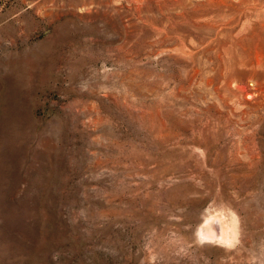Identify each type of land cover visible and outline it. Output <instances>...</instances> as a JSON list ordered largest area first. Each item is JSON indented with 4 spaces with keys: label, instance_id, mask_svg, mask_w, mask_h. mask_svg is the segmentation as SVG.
Segmentation results:
<instances>
[{
    "label": "rangeland",
    "instance_id": "1",
    "mask_svg": "<svg viewBox=\"0 0 264 264\" xmlns=\"http://www.w3.org/2000/svg\"><path fill=\"white\" fill-rule=\"evenodd\" d=\"M0 264H264V0H0Z\"/></svg>",
    "mask_w": 264,
    "mask_h": 264
}]
</instances>
